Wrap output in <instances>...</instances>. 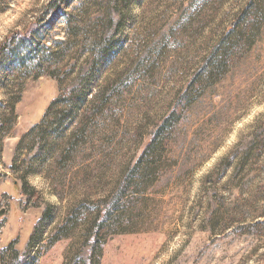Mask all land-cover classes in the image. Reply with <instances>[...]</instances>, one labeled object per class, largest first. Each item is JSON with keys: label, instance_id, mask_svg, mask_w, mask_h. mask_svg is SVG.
Wrapping results in <instances>:
<instances>
[{"label": "rangeland", "instance_id": "obj_1", "mask_svg": "<svg viewBox=\"0 0 264 264\" xmlns=\"http://www.w3.org/2000/svg\"><path fill=\"white\" fill-rule=\"evenodd\" d=\"M52 1L0 0V264L89 262L125 178L98 264H264V0Z\"/></svg>", "mask_w": 264, "mask_h": 264}, {"label": "trees", "instance_id": "obj_2", "mask_svg": "<svg viewBox=\"0 0 264 264\" xmlns=\"http://www.w3.org/2000/svg\"><path fill=\"white\" fill-rule=\"evenodd\" d=\"M60 0H53L48 5V11H56L59 7ZM19 34V33H18ZM11 38V40H8L7 42L2 43L1 46V52L7 49L9 46L12 45L13 41L16 42H25L27 40V36H16ZM1 55V53H0ZM216 68V63L212 64ZM60 101V97L55 99L54 102L58 103ZM14 105L12 104L11 111H13ZM159 132L156 133L158 135ZM155 135V136H156ZM153 138L152 141L148 143L142 154L139 156L135 164L129 167L130 173L132 175H138V174H147L152 175L154 172V168L151 165L150 162L145 161L146 154L150 149L152 148ZM143 182V181H142ZM141 184V183H140ZM139 184V186H140ZM139 188V187H138ZM138 188H136L135 184L128 183V179H124L123 181V188L117 193L116 196V202L112 206H108V208L104 211L97 206L93 213L91 214V218H85L86 224H88V228H85V232L82 234L83 237H85V245L88 248L86 251L89 262H81L82 256H78L77 253H74V257L72 259H68L66 263L64 264H98L100 251L102 248V245L106 242L107 238L104 237L107 233H119L123 232L124 229V221H132L134 218H136L135 209L133 207H129L130 200H132V197L138 195ZM124 198V199H123ZM137 213V212H136ZM89 216V215H87ZM91 231L89 228H91ZM95 229V231L93 230ZM93 230V231H92ZM94 233V234H93ZM107 234V235H108ZM94 235V236H93ZM91 236H93L91 238ZM104 237V238H103ZM11 248V247H10ZM10 248H8L6 251H9ZM13 251V249L11 250ZM77 257V258H76ZM22 261V259H21Z\"/></svg>", "mask_w": 264, "mask_h": 264}, {"label": "water", "instance_id": "obj_3", "mask_svg": "<svg viewBox=\"0 0 264 264\" xmlns=\"http://www.w3.org/2000/svg\"><path fill=\"white\" fill-rule=\"evenodd\" d=\"M2 214V212L0 213V215Z\"/></svg>", "mask_w": 264, "mask_h": 264}]
</instances>
